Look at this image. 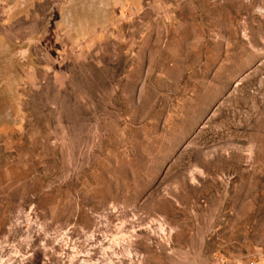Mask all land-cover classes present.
<instances>
[{"label": "rangeland", "instance_id": "374dc122", "mask_svg": "<svg viewBox=\"0 0 264 264\" xmlns=\"http://www.w3.org/2000/svg\"><path fill=\"white\" fill-rule=\"evenodd\" d=\"M121 224L114 264H264V0L0 15V264H107Z\"/></svg>", "mask_w": 264, "mask_h": 264}, {"label": "bare ground", "instance_id": "6f19581e", "mask_svg": "<svg viewBox=\"0 0 264 264\" xmlns=\"http://www.w3.org/2000/svg\"><path fill=\"white\" fill-rule=\"evenodd\" d=\"M129 242L130 241L128 240V236L126 235V233L124 231V225L123 224L119 225L118 226V232L113 237V240L111 241L110 246L103 247V261L107 262V264H114L115 263V261H114L115 258L116 257H119L118 253L116 252V248H120V250L122 249V255L129 258L131 256V253H132V250H131V247L129 245ZM109 250L112 251V256H110L108 254V251ZM75 251L76 250H74V252ZM77 252L79 253V251H77ZM88 256H90V255H88ZM74 260H73V262H74ZM100 263H101L100 258H98V259H93V258L88 259V258H85L82 264H100Z\"/></svg>", "mask_w": 264, "mask_h": 264}, {"label": "crops", "instance_id": "0c3cea01", "mask_svg": "<svg viewBox=\"0 0 264 264\" xmlns=\"http://www.w3.org/2000/svg\"><path fill=\"white\" fill-rule=\"evenodd\" d=\"M32 5V0H0V15L14 17L27 11Z\"/></svg>", "mask_w": 264, "mask_h": 264}]
</instances>
